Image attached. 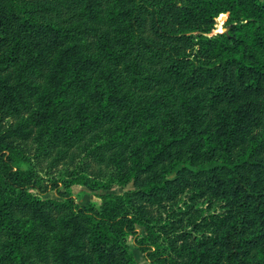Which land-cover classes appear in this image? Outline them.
I'll return each mask as SVG.
<instances>
[{
  "label": "trees",
  "instance_id": "1",
  "mask_svg": "<svg viewBox=\"0 0 264 264\" xmlns=\"http://www.w3.org/2000/svg\"><path fill=\"white\" fill-rule=\"evenodd\" d=\"M90 178L125 190L78 205ZM129 236L264 264V0H0V264H136Z\"/></svg>",
  "mask_w": 264,
  "mask_h": 264
},
{
  "label": "rangeland",
  "instance_id": "2",
  "mask_svg": "<svg viewBox=\"0 0 264 264\" xmlns=\"http://www.w3.org/2000/svg\"><path fill=\"white\" fill-rule=\"evenodd\" d=\"M227 15H220L216 18L215 29L212 31L211 35L222 34L227 28L226 26ZM24 169L33 170L39 173L42 177L41 183L47 185L50 181L55 180L59 182H67L69 178L66 177L65 171H58L54 176L44 174L45 171L39 169L36 166L35 161H31L24 166ZM90 182L87 185H72L69 186V189L75 199V202L78 205H88L90 203L99 206V197L108 193L119 194L122 193L125 189H122L118 184L109 182V178L95 179L90 178ZM63 189V186L60 188ZM64 190V189H63ZM43 198L49 199H58V194L56 191H49ZM206 206H202L205 209ZM136 231L138 232L139 237L145 236L144 228L136 226ZM127 243L130 247V250L134 256L136 264H149L147 259L139 252L136 247L135 241L132 237L127 238Z\"/></svg>",
  "mask_w": 264,
  "mask_h": 264
},
{
  "label": "water",
  "instance_id": "3",
  "mask_svg": "<svg viewBox=\"0 0 264 264\" xmlns=\"http://www.w3.org/2000/svg\"><path fill=\"white\" fill-rule=\"evenodd\" d=\"M227 30H228V29H226V30L224 31V33H226V32H227Z\"/></svg>",
  "mask_w": 264,
  "mask_h": 264
}]
</instances>
